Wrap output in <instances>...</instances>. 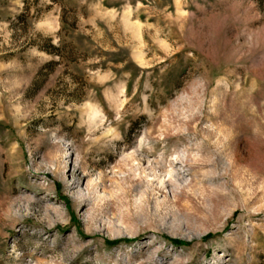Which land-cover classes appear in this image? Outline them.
Here are the masks:
<instances>
[{
    "label": "rangeland",
    "instance_id": "374dc122",
    "mask_svg": "<svg viewBox=\"0 0 264 264\" xmlns=\"http://www.w3.org/2000/svg\"><path fill=\"white\" fill-rule=\"evenodd\" d=\"M0 264H264V0H0Z\"/></svg>",
    "mask_w": 264,
    "mask_h": 264
},
{
    "label": "bare ground",
    "instance_id": "6f19581e",
    "mask_svg": "<svg viewBox=\"0 0 264 264\" xmlns=\"http://www.w3.org/2000/svg\"><path fill=\"white\" fill-rule=\"evenodd\" d=\"M134 157H130V158H128V159H132V160H134L133 159ZM141 163H139L138 164V166L140 165ZM137 166V170H140L141 171V173L142 174H144L145 175V173H146V171L147 170H151V171H153V180H158L159 182H160V185H162V186H164L165 184H164V182H163V180H162V178H160V177H158L156 174H157V172L159 171L160 172V169H159V167H157V166H153V164H150L149 163V165H148V167L146 168V169H141L140 167H138ZM168 176H170L171 177V181H169V184H172L171 182H173L172 181V179H176L177 177V173L176 172H174L173 170H170L169 172H168V174H167ZM148 177V176H147ZM146 176H145V178H147ZM142 179V178H141ZM148 180V179H147ZM139 181V180H138ZM143 181H146V179H144ZM140 183V182H139ZM146 184L148 185V186H151L153 183L152 182H150V181H146ZM170 186V185H169Z\"/></svg>",
    "mask_w": 264,
    "mask_h": 264
}]
</instances>
